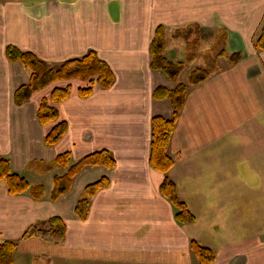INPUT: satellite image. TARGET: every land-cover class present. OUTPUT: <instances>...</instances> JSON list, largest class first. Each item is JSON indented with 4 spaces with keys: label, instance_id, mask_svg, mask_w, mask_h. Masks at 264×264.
I'll return each instance as SVG.
<instances>
[{
    "label": "crops",
    "instance_id": "obj_1",
    "mask_svg": "<svg viewBox=\"0 0 264 264\" xmlns=\"http://www.w3.org/2000/svg\"><path fill=\"white\" fill-rule=\"evenodd\" d=\"M263 21L264 0H0V157L31 185L45 187L35 200L28 192L10 195L0 183V243L17 244L15 264H199L192 240L214 251L212 264H264V50L254 45ZM160 26L165 56L185 63L179 79L188 95L169 147L179 159L167 176L196 217L190 224L176 219L161 193L166 175L150 165L152 120L173 116L169 100L154 98L158 87H175L151 67ZM192 27L201 31L181 34ZM195 38L197 57L187 62ZM217 44L211 75L190 83ZM8 46L53 68L94 51L116 79L85 98L79 90L86 82H57L17 105L15 92L31 73L8 59ZM223 50L242 58L230 65ZM67 85L69 99L56 106L68 130L48 147L53 124L40 123L38 108ZM100 150L117 165L85 168L52 200L56 176L67 172L53 166L57 156L69 151L74 164ZM102 178L110 184L91 198L81 220L76 206ZM52 218L64 223L65 239L53 237Z\"/></svg>",
    "mask_w": 264,
    "mask_h": 264
},
{
    "label": "trees",
    "instance_id": "obj_2",
    "mask_svg": "<svg viewBox=\"0 0 264 264\" xmlns=\"http://www.w3.org/2000/svg\"><path fill=\"white\" fill-rule=\"evenodd\" d=\"M197 29L195 31V28L192 27L184 30L181 34L189 38L193 32H199L200 29ZM177 34H179V31ZM198 44L199 38H195L192 42H189L190 52L187 62H192L196 59L199 49ZM254 45L256 49L264 50V21L255 37ZM165 51L166 30L160 26L156 29L151 43V67L156 71L165 73L174 82L175 87L173 89L162 86L158 87L154 92V98L157 100H169L172 105L173 116L172 119L155 116L152 120L150 165L155 170L166 175L161 186V193L174 205L176 219L180 223L190 224L196 221V217L190 211L188 205L180 198L175 183L167 176L179 159V155H170L169 147L188 95L187 84L180 82L179 79L185 63L169 60L165 56ZM6 54L11 62L20 63L31 73L29 83L19 87L15 92L14 99L17 105L24 104L34 93L42 91L57 82H69L71 80L86 82L87 86L79 90L80 95L85 98L92 94L95 86L103 89L111 88L116 79L111 67L102 61L94 51L81 58L65 61L57 68L50 67L48 63L33 53L21 51L15 46H8ZM219 55L226 56L229 59L230 65L237 64L242 58L240 53L229 55L225 50ZM211 72L210 67L194 69L190 73V83L198 84L203 82L211 75ZM70 95V85L58 87L52 91L49 97L43 98L39 105L38 119L40 123L44 126L53 124L45 137V145L48 147L57 145L67 133L68 124L60 119V113L56 105L69 99ZM116 165V159L108 150L91 153L74 164L71 163L69 151L58 155L53 162V166L67 169V172L62 176H56L55 188L51 194L52 200H57L66 194L70 190L75 177L85 168L103 166L113 169ZM3 182L6 184L10 195H20L28 192L35 200H41L45 195V187L42 184L31 185L24 176L13 172L8 159L0 157V183ZM109 184L110 181L107 178H102L87 186L85 197L80 199L75 209L77 217L81 220H85L88 217L91 198L98 191L109 186ZM48 223L51 225V233L57 241L65 239L66 227L60 218H52ZM37 229V226L30 228L26 231L24 237L32 236ZM45 232H48V230H45ZM190 245L199 264H212L215 261L216 255L212 249L200 244L196 240H192ZM16 247L17 244L14 241L0 243V264H15L14 252L16 251Z\"/></svg>",
    "mask_w": 264,
    "mask_h": 264
},
{
    "label": "rangeland",
    "instance_id": "obj_3",
    "mask_svg": "<svg viewBox=\"0 0 264 264\" xmlns=\"http://www.w3.org/2000/svg\"><path fill=\"white\" fill-rule=\"evenodd\" d=\"M207 48V46H206ZM220 46L219 44H217L216 46H214L213 50H210L209 53H207L203 58L202 60L206 63L207 67H215V64H214V60L216 59L215 58V54L216 52H218Z\"/></svg>",
    "mask_w": 264,
    "mask_h": 264
}]
</instances>
